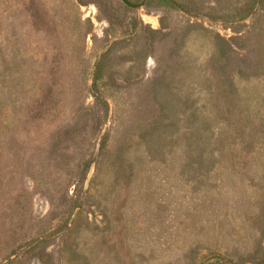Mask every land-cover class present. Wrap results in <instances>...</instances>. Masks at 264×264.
Instances as JSON below:
<instances>
[{
	"label": "rangeland",
	"instance_id": "rangeland-1",
	"mask_svg": "<svg viewBox=\"0 0 264 264\" xmlns=\"http://www.w3.org/2000/svg\"><path fill=\"white\" fill-rule=\"evenodd\" d=\"M130 1L0 0V264H264V0Z\"/></svg>",
	"mask_w": 264,
	"mask_h": 264
},
{
	"label": "water",
	"instance_id": "water-1",
	"mask_svg": "<svg viewBox=\"0 0 264 264\" xmlns=\"http://www.w3.org/2000/svg\"><path fill=\"white\" fill-rule=\"evenodd\" d=\"M121 1L124 2L127 6H130V7H132V8L140 7V6L143 4V2H140V3H134V2H132V1H130V0H121ZM171 1H172L176 6H178V7L181 8V6H180L175 0H171ZM93 80H94V71H93L92 76H91V84H92ZM95 166H96V164H95V163H92V165H91V167H90V170H89V172H88V175H87L86 181H85V189H87V188L89 187V185H90V181H91V179H92V176H93V172H94ZM79 212H80V208H77V209L75 210L73 216H72V219H71L70 223H73V222L76 220V218H77Z\"/></svg>",
	"mask_w": 264,
	"mask_h": 264
}]
</instances>
